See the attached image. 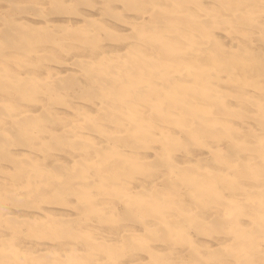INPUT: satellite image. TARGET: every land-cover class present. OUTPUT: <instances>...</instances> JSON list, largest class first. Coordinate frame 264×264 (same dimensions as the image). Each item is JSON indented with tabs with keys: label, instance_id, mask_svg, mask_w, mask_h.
Segmentation results:
<instances>
[{
	"label": "rangeland",
	"instance_id": "rangeland-1",
	"mask_svg": "<svg viewBox=\"0 0 264 264\" xmlns=\"http://www.w3.org/2000/svg\"><path fill=\"white\" fill-rule=\"evenodd\" d=\"M0 264H264V0H0Z\"/></svg>",
	"mask_w": 264,
	"mask_h": 264
},
{
	"label": "bare ground",
	"instance_id": "bare-ground-1",
	"mask_svg": "<svg viewBox=\"0 0 264 264\" xmlns=\"http://www.w3.org/2000/svg\"><path fill=\"white\" fill-rule=\"evenodd\" d=\"M71 21H72V20H71ZM67 22H68V21H67ZM206 22H209V21L206 20ZM68 24H69V23H68ZM14 32H15V31H14ZM80 207H81V206H80ZM80 207H79V208H80ZM243 261H244V260H243ZM243 261H242V262H243Z\"/></svg>",
	"mask_w": 264,
	"mask_h": 264
}]
</instances>
